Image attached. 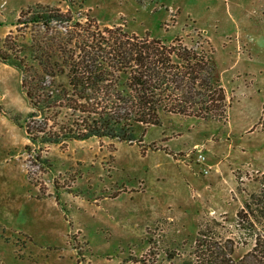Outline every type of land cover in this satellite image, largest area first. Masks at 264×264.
Listing matches in <instances>:
<instances>
[{"label":"rangeland","instance_id":"1","mask_svg":"<svg viewBox=\"0 0 264 264\" xmlns=\"http://www.w3.org/2000/svg\"><path fill=\"white\" fill-rule=\"evenodd\" d=\"M36 6L168 44L208 43L231 107L225 122L161 114L132 143L50 145L36 166L19 73L0 63V264H182L205 218L236 243L233 261L250 252L234 221L264 174V0H0V50L10 32L29 44L21 23Z\"/></svg>","mask_w":264,"mask_h":264},{"label":"trees","instance_id":"2","mask_svg":"<svg viewBox=\"0 0 264 264\" xmlns=\"http://www.w3.org/2000/svg\"><path fill=\"white\" fill-rule=\"evenodd\" d=\"M36 10L26 9L21 23L31 27L29 44L10 32L0 50V63L19 73L29 108L21 128L38 147L34 165L47 164L39 153L50 145L89 138L137 141L135 129L157 126L161 114L227 120L231 101L215 77L208 43L168 44L147 33L101 29L94 18L83 22L71 10ZM257 124L264 131V102ZM55 202L61 205L58 196ZM217 224L205 218L198 225L190 259L182 264H264V174L258 192L235 214L234 229L252 242L250 252L233 261L236 243L223 240L211 227Z\"/></svg>","mask_w":264,"mask_h":264},{"label":"built area","instance_id":"3","mask_svg":"<svg viewBox=\"0 0 264 264\" xmlns=\"http://www.w3.org/2000/svg\"><path fill=\"white\" fill-rule=\"evenodd\" d=\"M194 154L196 155V162L200 164L201 162L205 160L204 156L202 155V151L200 148L194 147L193 148ZM205 173V171H204Z\"/></svg>","mask_w":264,"mask_h":264}]
</instances>
